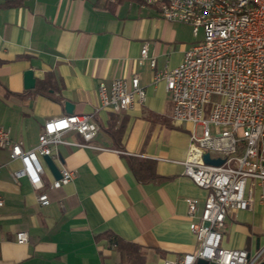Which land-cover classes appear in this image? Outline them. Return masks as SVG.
I'll list each match as a JSON object with an SVG mask.
<instances>
[{
    "label": "crops",
    "instance_id": "crops-1",
    "mask_svg": "<svg viewBox=\"0 0 264 264\" xmlns=\"http://www.w3.org/2000/svg\"><path fill=\"white\" fill-rule=\"evenodd\" d=\"M94 1L0 0V127L32 148L46 120L68 114L66 102L73 104V113H94L100 125L94 139L99 148L57 146L58 167L76 171L70 183L51 188L55 177L44 163L51 199L47 205L38 201L41 190L26 178L13 177L20 162L9 149H0V195L5 201L0 206V264H125L106 232L139 243L144 264H164L199 248L192 223L207 190L184 173L191 124L172 121L166 82L154 84L153 79L157 70L176 67L203 33L195 35L189 23L164 19L162 0H125L114 9ZM8 2L12 5L6 6ZM144 44L146 58L141 54ZM30 68L36 85L27 89L24 73ZM136 73L146 100L116 113V127L123 129L117 141L107 130L113 111L97 110L99 83ZM48 77V90L39 92L38 84ZM63 136L82 141L76 131ZM131 157L152 162L163 180L140 181ZM189 197L199 200L196 215L188 212ZM20 230L29 234L24 244L16 239ZM222 245L250 253L264 248L259 201L228 213Z\"/></svg>",
    "mask_w": 264,
    "mask_h": 264
},
{
    "label": "built area",
    "instance_id": "built-area-1",
    "mask_svg": "<svg viewBox=\"0 0 264 264\" xmlns=\"http://www.w3.org/2000/svg\"><path fill=\"white\" fill-rule=\"evenodd\" d=\"M161 11L164 19L189 23L195 35L203 33L176 67L157 70L153 82H166L172 121L191 124L184 173L207 190L203 208L192 223L198 250L166 259L164 264H196L198 258L217 264H258L264 248L250 253L225 247L222 240L229 212L250 209L257 201L264 208V0H256V7L241 0H162ZM141 54L149 56L147 44ZM150 61L154 67L155 58ZM98 93L97 110L115 113L131 110L147 96L138 73L130 79L117 77L110 84L101 81ZM213 95L220 99L212 100ZM99 130L94 113H68L46 120L32 148H25L0 127V149H9L11 158L20 162L13 177L26 178L41 190L38 201L47 205L51 199L43 177L44 155L58 157L61 143L99 148L94 144ZM68 131H76L82 141L66 140L63 135ZM205 153L223 162L207 163ZM60 172L51 188H60L76 176L65 165ZM4 203L0 195V206ZM187 204L189 214L196 215L199 200L189 197ZM16 239L24 244L29 234L20 230Z\"/></svg>",
    "mask_w": 264,
    "mask_h": 264
},
{
    "label": "trees",
    "instance_id": "trees-1",
    "mask_svg": "<svg viewBox=\"0 0 264 264\" xmlns=\"http://www.w3.org/2000/svg\"><path fill=\"white\" fill-rule=\"evenodd\" d=\"M125 0H95L94 4L101 5L108 9H114L117 3L123 2ZM6 6H11L12 3H5ZM49 77L44 81L38 84L37 90L39 92H45L48 90V85L50 83ZM117 114L112 112L110 117V122L108 124L107 130L111 133V135L117 140H121L122 138V127H116ZM131 165L132 168L140 181L147 182L152 180L162 181L163 178L158 176L155 173L154 165L147 159H142L139 157H131ZM104 236H107L108 239L115 247L120 251L121 255V263L125 264H144L145 263V254L141 249V245L135 241L125 240L120 238L116 234L112 232H106Z\"/></svg>",
    "mask_w": 264,
    "mask_h": 264
},
{
    "label": "water",
    "instance_id": "water-1",
    "mask_svg": "<svg viewBox=\"0 0 264 264\" xmlns=\"http://www.w3.org/2000/svg\"><path fill=\"white\" fill-rule=\"evenodd\" d=\"M25 77V87L27 89H32L36 85V77L34 75V70L33 69H27L24 73ZM66 110L68 113H73L74 106L71 102H66ZM44 161L47 163L49 166L50 170L52 171L53 175L55 178H60L61 177V172L60 168L56 164L54 158L51 155H44ZM204 160L207 163L211 164H221L223 162L222 158H212L210 156V153H205L204 154ZM196 264H217L216 262H210L207 259L204 258H198L196 261ZM258 264H264V259L261 260Z\"/></svg>",
    "mask_w": 264,
    "mask_h": 264
},
{
    "label": "bare ground",
    "instance_id": "bare-ground-1",
    "mask_svg": "<svg viewBox=\"0 0 264 264\" xmlns=\"http://www.w3.org/2000/svg\"><path fill=\"white\" fill-rule=\"evenodd\" d=\"M246 1L249 4V7H256V0H241Z\"/></svg>",
    "mask_w": 264,
    "mask_h": 264
},
{
    "label": "rangeland",
    "instance_id": "rangeland-1",
    "mask_svg": "<svg viewBox=\"0 0 264 264\" xmlns=\"http://www.w3.org/2000/svg\"><path fill=\"white\" fill-rule=\"evenodd\" d=\"M202 36V35H201ZM203 37V36H202ZM220 99V97L219 96H217V95H213L212 96V100H219Z\"/></svg>",
    "mask_w": 264,
    "mask_h": 264
}]
</instances>
